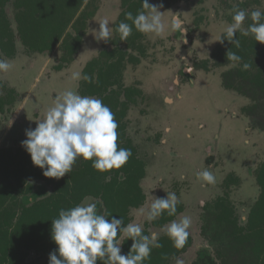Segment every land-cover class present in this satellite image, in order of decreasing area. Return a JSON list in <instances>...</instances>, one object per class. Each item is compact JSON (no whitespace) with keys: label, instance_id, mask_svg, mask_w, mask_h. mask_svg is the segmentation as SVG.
I'll return each instance as SVG.
<instances>
[{"label":"rangeland","instance_id":"rangeland-1","mask_svg":"<svg viewBox=\"0 0 264 264\" xmlns=\"http://www.w3.org/2000/svg\"><path fill=\"white\" fill-rule=\"evenodd\" d=\"M119 1L86 0L82 8L90 2V5L97 7V11L87 23L80 50L67 66L61 65L62 52L59 46L51 54H29L17 43L16 56L12 59L4 58L12 67L7 72H0V95H6V91L13 90L15 101L12 106L5 108L0 117V149L23 147L26 130L36 127L37 121L43 118L55 97L68 89L79 92L82 79H73V74L82 73L86 63L97 58L101 51L112 49L114 25L121 12ZM152 1L153 5H159L158 0ZM193 1L189 2L193 4ZM196 1L199 4L201 0ZM221 2L222 0H206L205 6L212 3L213 11L201 9L198 5L189 8L188 13L177 7L167 12L168 18L162 15L164 29L159 34L142 32L144 40L141 46L145 49V54L138 64L127 63L123 71L124 86L141 92V96L136 97V103L130 106L126 117L128 132L138 148L137 156L147 161L150 167H157V162L148 158L147 146L149 143L156 145V138L160 134V109L167 107L166 113L169 115L166 120L173 131L168 138L174 148L194 152L198 157L192 166H203L204 170L213 171L215 177V182L211 183L210 194L194 198L189 212H185L192 220L188 230L192 236V245L185 253L172 260L171 264H177L178 260L183 261V264H192L198 250L208 249L216 256L218 250L227 248V240L224 237L213 236V224H208L207 213L202 210L205 203H211L227 191L235 206L238 220L245 225L251 207L260 193L254 173L264 162V97L245 82L236 79L224 81L223 75L234 70V65L217 67L212 62L213 49L220 42L224 29L233 22V19L231 21L225 18L232 17L237 9L236 0H228L234 13L228 14L227 17L221 13ZM216 8L218 9L214 13ZM258 9L264 11V2ZM202 10L205 14H214V17L210 21L207 19L206 25L200 23L198 30L192 34L188 28L195 27L193 22ZM7 12L12 21L11 5H8ZM174 17L182 22V27H172L171 21ZM104 19L109 21L112 30L107 43L95 39L98 23ZM13 26L15 28V25ZM243 29L244 23L241 31ZM70 30L69 28L66 33ZM122 46L124 48V43ZM128 52L132 56H138L136 51ZM181 93L182 99L176 102L175 106L168 108L170 100H175ZM226 110L236 112L238 120L229 119ZM147 113L155 124L145 121ZM200 124L204 129L199 128ZM215 132L219 137L212 139L211 136ZM216 142L217 144H214ZM246 142H249V148ZM208 147H212V152L217 149L224 150L227 156L225 153L211 155L204 165H198L201 154L207 151ZM79 160L80 158L73 166H76ZM225 160L230 162L228 166H225ZM235 168H240V171ZM228 176L235 182L226 187L225 178ZM152 179L153 181H147L148 184L144 185L148 197L147 204L143 205L145 208L151 203V196L158 197L160 192V177L154 176ZM33 184L37 192V188L45 183L40 180ZM196 184L199 186V182ZM173 185L167 189L174 192L178 200H191L189 197L192 189L188 183L178 181L174 187ZM46 187V192L51 193L52 187ZM183 192L186 193L183 195ZM32 198L29 197V200ZM84 202L88 201L85 199ZM139 209L131 213L130 222L141 223L144 228L147 220L140 215ZM152 232L162 236L166 233V227H150L149 234ZM251 252L249 251L247 257L257 260L254 264H264L263 257L257 258L255 253ZM50 254L51 252L42 254L43 260H49ZM218 264H240V261L239 257L230 256L225 257L223 261L219 260Z\"/></svg>","mask_w":264,"mask_h":264},{"label":"trees","instance_id":"trees-1","mask_svg":"<svg viewBox=\"0 0 264 264\" xmlns=\"http://www.w3.org/2000/svg\"><path fill=\"white\" fill-rule=\"evenodd\" d=\"M96 1V0H93ZM86 0H0V59H12L17 53V43L29 54H51L59 46L62 52V67L71 64L83 44L87 23L95 16L97 7H84ZM149 3L152 4L151 0ZM11 5V21L7 7ZM121 13L114 27L112 49L100 52L97 58L87 62L82 74L91 82L80 81L81 95L100 98L115 114L119 124L118 146L131 150V157L120 169L100 172L92 167V161L80 158V162L65 176L49 178L43 170L33 165L25 148L0 149V264H49L42 254L56 253L57 245L52 240V220L58 218L61 209L80 204L86 197L101 198L111 216L123 218L130 223L132 209H139L145 202L140 182L145 177V164L137 157V149L127 134V113L139 90H131L123 84V71L127 63L138 64L145 54L141 46L143 33L133 26L132 34L121 40L116 31L121 21L131 24L125 14L137 15L142 8L141 0H123ZM15 25V28L14 26ZM71 29L68 33L66 31ZM240 47L224 40L212 52V62L217 67L234 65L235 69L223 75L224 81L236 79L252 85L264 97V43L255 38L237 33ZM124 43V48L122 46ZM136 51L138 56L129 54ZM228 50L236 52L242 61L236 64L227 59ZM243 63L250 67L244 70ZM61 66L57 69L60 70ZM13 90L0 95V112L13 105ZM255 180L260 189L257 201L251 207L245 225L238 220L235 206L225 194L205 206L208 224H213V236L224 237L227 248L218 250L216 256L202 253L196 264H218L230 256L239 257L240 264H254L257 260L247 257L249 251L257 258H264V162L255 171ZM43 181L51 186L50 196L32 205L27 196L34 190L33 182ZM235 182L231 176L225 180L226 187ZM182 212L180 204L174 216L167 211L144 226L145 235L149 228H161ZM111 218V217H110ZM211 229V227H210ZM119 238V237H118ZM131 239L122 243V254L130 251ZM161 247L153 248L150 258L144 264H171V261L185 253L192 245L188 236L182 248H176L166 235L159 237ZM251 252V253H252ZM230 255V256H229ZM97 264H103L97 261Z\"/></svg>","mask_w":264,"mask_h":264},{"label":"clouds","instance_id":"clouds-1","mask_svg":"<svg viewBox=\"0 0 264 264\" xmlns=\"http://www.w3.org/2000/svg\"><path fill=\"white\" fill-rule=\"evenodd\" d=\"M141 3L144 10L137 15L133 16L131 12L125 14V19L131 24L124 21L119 23L116 31L121 40H126L132 34L133 26L143 33L159 34L164 29L163 12L159 10L162 5L150 4L149 0H141ZM249 16L253 23L241 34H251L256 41L264 43V12L257 9L249 13L239 8L219 41L223 43L227 40L239 48L237 32L241 31ZM171 24L173 28L182 27V22L175 17ZM95 32L96 40L107 43L112 35L109 21L101 20ZM226 57L236 64L242 61L241 56L231 50L227 51ZM11 67L7 59H0V72H7ZM242 67L247 70L250 65L243 63ZM73 79L91 82L88 75L79 72L73 74ZM118 127L115 114L100 98L68 89L54 98L52 106L37 121L34 129L26 130L22 146L30 155L33 165L43 170L45 177L59 179L65 176L81 157L92 161V167L96 170L106 172L122 168L132 155L130 149L118 146ZM169 131L165 129V132ZM197 175L209 184L215 182L213 173L208 169ZM86 200L88 202L61 209L58 218L52 220L51 235L58 255L51 253L49 264H97V261L103 264H144L150 258L152 249L161 247L158 233L145 235L141 223L125 225L123 218L111 216L106 209L99 210L97 204L100 201L92 198ZM178 203L177 195L169 192L163 198L151 196L150 206H142L138 211L148 222H152L165 210L169 216H174ZM191 224V218L185 215L166 226V235L174 247L182 248L185 245ZM124 239L132 241L127 254L121 251ZM177 264H183V261L178 260Z\"/></svg>","mask_w":264,"mask_h":264},{"label":"crops","instance_id":"crops-1","mask_svg":"<svg viewBox=\"0 0 264 264\" xmlns=\"http://www.w3.org/2000/svg\"><path fill=\"white\" fill-rule=\"evenodd\" d=\"M181 99H182V93L177 95V98L175 99L176 101L173 99L170 100V103L168 104V108L175 106L176 102H178ZM166 108L160 109V134H159V137L156 138L157 143H156V145L149 143L147 146V149H148L147 153H149L148 158H153L157 162V167H155V168H153L154 166L150 167L147 164V161L145 162L141 159L145 164V177L141 181V186L145 192L144 185L148 184L147 181H150V180L153 181L152 178L154 176H155V178L160 177V179L158 181V183L160 184V192L158 193V197L160 195V198H163V197H166V194L170 192L169 191L170 189H167V188L170 187L172 184L175 185V183H177L178 181L188 183V186L191 187V189H192V193L190 194V197H189V198H191V200H184V202L182 200H179L178 204L181 205L182 212L175 217L174 220H176L177 218H179V216H185V212H189V210L191 208L192 201L195 200L194 198L197 199V198H199L205 194H210L212 184L201 181V179L197 175L199 172L204 170L203 166L197 167L195 164H194V167L192 166V164L196 162L198 155H196L192 151L175 149L176 147L174 148L172 141L169 140L168 137L171 135V133L173 131H172V128L168 126V121L166 120L167 116L169 115L166 113ZM226 111H227V117L229 119H231L232 121L238 120L237 116H236L237 115L236 112H234V111L230 112L229 110H226ZM232 116H235V117H232ZM145 121L147 123H152V124L156 123L155 121H152L151 115H149L148 113H147V116L145 117ZM128 126H129V124H128ZM199 128L204 129V126L202 124H200ZM128 129L129 128L127 127L128 137L133 142V139L130 136ZM165 129H170V131L165 132ZM188 136L190 137V135H188ZM218 137L219 136L216 132L211 136L212 139L213 138L217 139ZM162 141H164V142H162ZM217 142L214 144H217ZM246 143L248 144V148H249V142H246ZM133 144L136 147V149L138 150V148L134 142H133ZM210 149H212V147H208V150H207L208 152L204 151V153L201 154V158H200V161L198 162V165H204V163L206 162V159L211 155H217V154L222 155L225 153V155L227 156L226 151H224V150L218 151V149H217L216 151L212 152ZM225 162H226L225 166H226V164H227V166L230 164V162H227L226 160H225ZM158 166L160 169L158 168ZM214 170H215V168H214ZM235 170L240 171V168H235ZM181 176H183L184 179L181 180L180 179ZM150 177H152V178H150ZM198 179H199V181H198ZM198 182H199V186L196 184ZM174 185H173V187H174ZM176 187L178 188V186H176ZM185 193L186 192H183V195ZM145 194H147V193L145 192ZM180 195H181V193H180ZM196 195H198V197H196ZM147 199H148V197H147ZM147 199H146L145 204H147ZM205 205H206V203L203 205L202 208H204ZM149 206H150V204H149ZM134 211H136V210H133L132 212H134ZM169 223L163 225L161 228L166 227ZM189 236L192 239V236L190 233H189Z\"/></svg>","mask_w":264,"mask_h":264},{"label":"flooded vegetation","instance_id":"flooded-vegetation-1","mask_svg":"<svg viewBox=\"0 0 264 264\" xmlns=\"http://www.w3.org/2000/svg\"><path fill=\"white\" fill-rule=\"evenodd\" d=\"M152 1V0H151ZM190 0H158V4L159 5H162V7H160V11L161 12H163V16L164 17H166V18H168L167 17V12H170L171 10H172V8H177V7H179L181 10H183V11H185V12H189V8L190 9H192V7H197L198 5L200 6V8L201 9H210V10H212V7H213V4L212 3H210L211 5L210 6H205V2H206V0H201L200 2H199V4H198V2L196 1V0H194L193 1V4H191L190 2H189ZM120 2V9H121V5H122V2H123V0H120L119 1ZM153 2V1H152ZM263 2H264V0H242V2H241V0H236V8H239V9H246L249 13H251L252 11H254V10H257L260 6H262L263 5ZM221 7V9H222V12L221 13H224L225 15H227V17H228V14H232V13H234V9L231 7V5H230V3L228 2V0H222V2L220 3V6H219V8ZM188 8V9H187ZM235 8V9H236ZM217 9L218 8H216V10L214 11V13L217 11ZM169 10V11H168ZM121 11H122V9H121ZM203 11V10H202ZM213 11V10H212ZM194 12H195V10H194ZM264 12V11H263ZM121 13V12H120ZM120 15V14H119ZM214 17V14H205L204 13V11L202 12V13H200L197 17H196V19H195V21L193 22V24L195 25V27L194 28H191V26H189L190 28H188L190 31H191V33L192 34H194V32L196 31V30H198L197 29V26H199V24L200 23H204V25H206L207 24V19H208V21H210L211 20V18H213ZM118 18H119V16H118ZM118 18H117V21H118ZM225 19H231V21H232V19H233V15H232V17L230 16V17H228V18H225ZM117 21H116V23H117ZM229 21V20H228ZM230 21V22H231ZM251 23H253L252 22V20H251V18H250V16L248 17V18H246V20L244 21V27L245 28H247L248 27V25H250ZM212 24V23H211ZM116 25V24H115ZM115 25H114V27H115ZM203 28V27H202ZM199 30H200V27H199ZM241 32L242 31H238L237 33L238 34H241ZM251 35V34H250ZM250 35H248V36H250ZM220 44V42L217 44V46ZM217 46L213 49V51L217 48ZM261 64H263L264 63V60L263 61H261L260 62ZM1 115H2V113L0 112V117H1ZM1 120V119H0ZM0 126H1V121H0ZM138 157V156H137ZM138 159H140L139 157H138ZM141 160V159H140ZM79 162H80V160H79ZM144 179V178H143ZM236 179V178H235ZM234 182V181H233ZM140 188H141V190L143 191V194L145 195V202H146V199H147V194H145V192H144V190H143V188H142V186H141V182H140ZM38 189V191L36 192V189H34L33 190V192L31 193V195H28L27 196V199H28V201H30L29 200V197H33L32 198V203L30 204V203H28L27 205H32L33 203H35V202H37V201H41V200H43V199H46V198H48L49 196H50V194L51 193H48V192H46V189H47V187L44 185V186H39V188H37ZM225 194H227L228 196H229V193L227 192V191H225L224 192V195H222L221 197H223V196H225ZM86 198H92L94 201H100L101 203H98L97 204V208L99 209V210H101V211H103L104 209H105V206H104V204H103V202H102V199L101 198H94V197H86ZM85 198V199H86ZM84 199V200H85ZM217 199V198H216ZM215 199V200H216ZM230 199V198H229ZM84 200L81 202V203H84ZM231 200V199H230ZM145 202H144V204H145ZM213 202V201H212ZM211 202V203H212ZM80 203V204H81ZM143 204V205H144ZM207 204H210V203H206V205L205 206H207ZM205 206H204V208H202V210L204 211L205 210ZM142 207V206H141ZM140 207V208H141ZM133 210H137V209H132L131 211H130V214H129V217L131 216V213H132V211ZM202 211V212H203ZM179 215V214H178ZM153 222V221H152ZM152 222H146V223H149V224H151ZM145 223V224H146ZM160 237V236H159ZM125 240V239H124ZM121 247H122V245H121ZM207 252V253H206ZM202 253H206V254H209V255H212L213 257L215 256V254H214V252L212 251H210V250H208V249H202V250H198L197 251V253H196V258L193 260V262H192V264H196V262L198 261V259H199V256L202 254Z\"/></svg>","mask_w":264,"mask_h":264}]
</instances>
